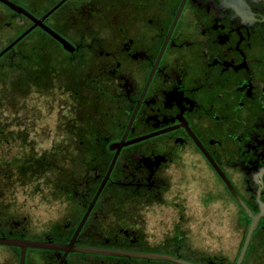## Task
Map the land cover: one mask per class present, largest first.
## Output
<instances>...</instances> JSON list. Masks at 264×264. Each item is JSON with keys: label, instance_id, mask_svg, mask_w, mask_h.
<instances>
[{"label": "flooded vegetation", "instance_id": "obj_1", "mask_svg": "<svg viewBox=\"0 0 264 264\" xmlns=\"http://www.w3.org/2000/svg\"><path fill=\"white\" fill-rule=\"evenodd\" d=\"M0 264H264V0H0Z\"/></svg>", "mask_w": 264, "mask_h": 264}]
</instances>
